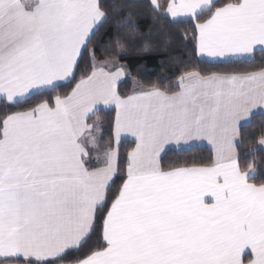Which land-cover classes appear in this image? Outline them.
I'll return each instance as SVG.
<instances>
[{
    "label": "snow or ice",
    "instance_id": "obj_1",
    "mask_svg": "<svg viewBox=\"0 0 264 264\" xmlns=\"http://www.w3.org/2000/svg\"><path fill=\"white\" fill-rule=\"evenodd\" d=\"M147 7L160 25L191 24L203 62L264 56V0ZM137 8L134 0H0V101L40 97L0 115V264H264V182H252L256 167L242 169L238 151L241 128L264 110V60L254 70H185L173 89L121 95L120 60L143 35ZM98 46L108 59H97ZM85 52L91 69L77 80ZM101 106L115 113L106 144L100 123H89ZM128 137L134 147L121 169ZM196 141L211 146L207 162L162 166L166 146ZM257 144L264 151V129Z\"/></svg>",
    "mask_w": 264,
    "mask_h": 264
},
{
    "label": "trees",
    "instance_id": "obj_2",
    "mask_svg": "<svg viewBox=\"0 0 264 264\" xmlns=\"http://www.w3.org/2000/svg\"><path fill=\"white\" fill-rule=\"evenodd\" d=\"M111 2V0H105ZM138 8V15L133 20V23L138 27L143 34L141 39L136 42V46L131 48L127 55L123 56L120 63L125 66L131 76V80L121 84L118 91L121 95H129L132 93L133 84L143 86L145 88L155 85L161 90L173 89L180 74L185 70H199L201 73L211 72H232L254 70L261 67V61L264 56L259 53L256 55V61L250 65H232L221 64L211 65L202 62L195 55V46L192 42V25L188 23H177L175 25H160L155 23L151 14V10L147 7L148 1H134ZM187 30V31H186ZM112 34V29L108 28L100 34L98 39L103 42L109 35ZM185 35L187 38L185 39ZM98 60H106L109 57L106 55L102 47L96 48ZM91 69L90 59L85 52L79 62V67L76 71V79L78 80L81 74L89 72ZM138 82V83H137ZM73 84H66L59 88L61 94H65L71 90ZM40 97H35L27 103L19 105H10L0 101V115L5 111H20L34 106ZM114 112L99 111L94 117L89 120V123L94 121L101 125L102 144H106L111 139V121L114 118ZM264 129V116L256 115L251 120V126H246L241 129V141L238 147L240 153V164L242 169H247L249 163H254L257 175L254 183L264 182V153L258 149L257 138L261 130ZM134 147L131 143H122L120 150V167H126V154ZM252 149H255V155L249 154ZM211 152L204 148H196L186 152L168 151L161 160L162 166L167 168L175 163H193L207 162ZM120 181H116V186L112 191L116 190ZM73 254L69 253L67 259L71 260Z\"/></svg>",
    "mask_w": 264,
    "mask_h": 264
},
{
    "label": "crops",
    "instance_id": "obj_3",
    "mask_svg": "<svg viewBox=\"0 0 264 264\" xmlns=\"http://www.w3.org/2000/svg\"><path fill=\"white\" fill-rule=\"evenodd\" d=\"M134 1H148V0H134ZM198 59L201 61V59L198 57ZM80 62V61H79ZM203 62V61H202ZM205 63H207V64H211V65H221V64H215V63H209V62H205ZM125 67V66H124ZM126 68V67H125ZM128 70V69H127ZM131 80V76H130V72H129V70H128V72H127V75H126V77L125 78H123L121 81H120V83H119V85H118V88H119V86L121 85V84H123V83H125V82H127V81H130ZM67 83H64L63 85H66ZM140 86L139 85H137V84H133V87H132V92L134 91V90H137L138 88H139ZM3 102V101H2ZM6 103V102H5ZM102 107V106H101ZM101 111H104V112H114L112 109H107V108H103L102 107V110ZM256 115H262V116H264V110H256L254 113H253V115H252V117L250 118L251 120H252V118L254 117V116H256ZM94 117V116H93ZM246 127V126H245ZM242 128H244V127H242ZM241 128V129H242ZM131 140H132V138L131 137H128V138H126L125 139V141L124 142H122V143H131ZM121 143V144H122ZM120 144V145H121ZM131 144H133V143H131ZM240 144V143H239ZM134 145V144H133ZM120 147V146H119ZM196 148H204V149H207L208 151H210L211 152V146L210 145H208L207 144V142H200V141H196V142H190L188 145H181L179 148L177 147V146H175V145H168V146H166V150H165V152H163L162 154H161V156L163 157L168 151H174V152H186V151H189V150H192V149H196ZM258 149L260 150V146H258ZM263 153H264V151H262Z\"/></svg>",
    "mask_w": 264,
    "mask_h": 264
}]
</instances>
